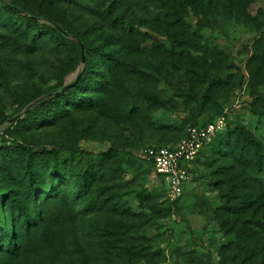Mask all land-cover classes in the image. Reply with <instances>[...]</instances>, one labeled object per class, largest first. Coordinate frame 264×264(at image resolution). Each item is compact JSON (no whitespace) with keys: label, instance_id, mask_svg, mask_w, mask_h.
Returning a JSON list of instances; mask_svg holds the SVG:
<instances>
[{"label":"rangeland","instance_id":"374dc122","mask_svg":"<svg viewBox=\"0 0 264 264\" xmlns=\"http://www.w3.org/2000/svg\"><path fill=\"white\" fill-rule=\"evenodd\" d=\"M21 1L86 63L0 0V264H264V0ZM225 107L171 203L140 153Z\"/></svg>","mask_w":264,"mask_h":264},{"label":"built area","instance_id":"2783aa9c","mask_svg":"<svg viewBox=\"0 0 264 264\" xmlns=\"http://www.w3.org/2000/svg\"><path fill=\"white\" fill-rule=\"evenodd\" d=\"M233 107H238V103ZM229 116L230 108L225 107L211 121L189 125L185 136L175 146L149 147L140 153L164 179L167 200L174 202L183 194L188 165L227 128Z\"/></svg>","mask_w":264,"mask_h":264},{"label":"trees","instance_id":"16d2710c","mask_svg":"<svg viewBox=\"0 0 264 264\" xmlns=\"http://www.w3.org/2000/svg\"><path fill=\"white\" fill-rule=\"evenodd\" d=\"M1 1H2V3H3L4 6L10 8L13 11H15V12L19 13L20 15H22L25 19H27L28 21H31V23L34 26H36L37 28H39L41 30H45V31H47V32L55 35L65 46H67V48H69L76 55V57L79 60V62H81V54L82 53L84 54V57H85L86 47H85V45L83 44V42L78 37H76L72 33L67 32V31L64 30L66 33H68L69 35H71L72 38H73V39H69V38L65 37L62 33H60L53 26H51L49 24L41 23L36 18H43V19H45V20H47V21H49L51 23H55L59 27V25L56 22H54L53 20H50V19H46L45 17L41 16L40 14H37V13L32 12L27 7V5H25L21 0H1ZM22 12H24L25 14L22 13ZM59 28H61V27H59ZM85 63H86V61H85ZM83 75H84V73L82 72L81 77H80V80L78 81L77 85L68 88L62 95L57 96V97H52L49 101H45V102H43L40 105H37V102H35L34 104H31L29 106V104L33 100H36L38 97H40V96H42V95H44L46 93H51V92L57 90L59 87L63 86L64 84H59L56 87H53L51 89H48L47 91L44 90V91H42V92H40L38 94L32 95L29 99L23 100L19 104V106H18V112L17 113H20L26 107H28V111L22 117H20L19 119H17L14 123H12L11 125H9L8 128L10 126L16 125L19 121H21L25 117L31 115V113H34V112H36V111H38V110H40V109H42V108H44V107H46L48 105H51L52 103H54V102H56V101H58V100H60V99H62L64 97H66L71 91L75 90L78 87V85L80 84V82L82 80ZM221 111H222V109L217 114H219ZM9 118H11V117L6 118L5 121L8 120ZM213 118L209 119L207 122L211 121ZM207 122H205V123H207ZM205 123H202V124H205ZM196 124H198V123H192V124H189V125H196ZM226 129L224 131H226ZM223 132H221L220 134H218L217 137L219 135H221ZM184 136H185V134H184ZM62 147L69 148V147L64 146V145H62ZM149 164H151V163L149 162ZM175 201L174 202H171V203H175Z\"/></svg>","mask_w":264,"mask_h":264},{"label":"water","instance_id":"95a60500","mask_svg":"<svg viewBox=\"0 0 264 264\" xmlns=\"http://www.w3.org/2000/svg\"><path fill=\"white\" fill-rule=\"evenodd\" d=\"M24 13V12H22ZM25 14V13H24ZM39 22H44L46 24H49L51 26H53L54 28H56L60 33H62L65 37L67 38H72L71 35H69L68 33H66L64 30H62L61 28H59L55 23H51L43 18H36ZM81 64L84 65L85 64V57L84 54H81ZM82 70L78 73V75L76 76V78L69 83L64 84L63 86L59 87L57 90L51 92V93H46L40 97H38L36 100H33L29 106L31 104H34L35 102H37V105L42 104L45 101H49L52 97H57L62 95L68 88L77 85L78 81L80 80L81 74H82ZM28 111V107H26L25 109H23L20 113H18L17 115L9 118L8 120H6L4 125H11L12 123H14L17 119H19L20 117H22L26 112ZM2 137L0 136V141H1Z\"/></svg>","mask_w":264,"mask_h":264}]
</instances>
